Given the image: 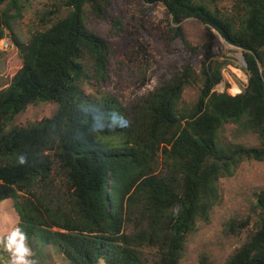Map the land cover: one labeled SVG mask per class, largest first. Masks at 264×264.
<instances>
[{"label": "trees", "instance_id": "trees-1", "mask_svg": "<svg viewBox=\"0 0 264 264\" xmlns=\"http://www.w3.org/2000/svg\"><path fill=\"white\" fill-rule=\"evenodd\" d=\"M21 1L0 0V37ZM143 1L165 7L188 54L195 48L181 24L189 18L240 48L247 84L235 95L216 91L222 64L206 53L199 72L184 59L131 107L105 91L86 92L106 80L110 46L86 27L85 6L110 20L112 0H65L66 15L27 43L13 36L22 64L0 90V202L13 200L28 242L54 246L70 264H151L145 248L156 250L153 264H179L186 236L219 200V179L244 160L264 161V0H234L229 12L216 6L221 0ZM197 81L195 103L181 106L184 88ZM38 102L56 111L11 124ZM228 123L259 144L224 142ZM256 206L257 228L225 264H264V191Z\"/></svg>", "mask_w": 264, "mask_h": 264}, {"label": "rangeland", "instance_id": "rangeland-1", "mask_svg": "<svg viewBox=\"0 0 264 264\" xmlns=\"http://www.w3.org/2000/svg\"><path fill=\"white\" fill-rule=\"evenodd\" d=\"M233 3L234 0H221L216 6L229 12ZM19 6V11H9L12 15L8 18L11 29L4 31L9 45L0 48V90L10 84L22 64L13 36L19 42L27 43L32 33L44 30L68 12L65 0H22ZM109 14L110 20L102 19L93 15L88 5L85 6L86 27L105 38L110 46L106 80L100 85L85 87L86 92L105 91L123 106L131 107L180 69L184 59L199 72L206 53L210 54V61L222 64V80L215 86L216 91L235 95L247 84L248 75L241 49L228 44L215 29L195 18L181 24L185 40L195 48L193 54H188L181 38L174 34V25L161 3L112 0ZM207 43H210L208 51L204 48ZM233 85L238 87V91L232 92ZM199 88L198 81L186 86L180 105H193ZM56 108L57 105L52 102L30 104L16 115L11 124L26 126L52 116ZM220 136L226 143L259 144L256 134L233 123L224 125ZM218 187V202L212 207L208 219L198 220L194 230L186 236L179 264H225L257 228L259 210L256 198L259 192L264 191V161H242L232 176L219 179ZM231 221L235 223L229 227ZM243 223H246L244 227ZM17 224L13 200L1 201L0 264H12V253L6 247V238ZM136 230L132 223L128 226V231ZM36 241L28 242L26 239L32 253L29 259L35 260L36 264H70L54 246H41ZM143 255L151 264L157 261L154 248H145Z\"/></svg>", "mask_w": 264, "mask_h": 264}, {"label": "clouds", "instance_id": "clouds-1", "mask_svg": "<svg viewBox=\"0 0 264 264\" xmlns=\"http://www.w3.org/2000/svg\"><path fill=\"white\" fill-rule=\"evenodd\" d=\"M19 162H25L23 156L19 158ZM6 247L12 253V264H36L35 260L29 259L32 253L26 245V235L20 227L14 228L7 236Z\"/></svg>", "mask_w": 264, "mask_h": 264}, {"label": "built area", "instance_id": "built-area-1", "mask_svg": "<svg viewBox=\"0 0 264 264\" xmlns=\"http://www.w3.org/2000/svg\"><path fill=\"white\" fill-rule=\"evenodd\" d=\"M4 37H5V36L0 37V48H1V49H3V48H7L8 45H9L8 40H6ZM222 92H223V91H222ZM239 93H240V92H239ZM236 94H237V93H236Z\"/></svg>", "mask_w": 264, "mask_h": 264}, {"label": "bare ground", "instance_id": "bare-ground-1", "mask_svg": "<svg viewBox=\"0 0 264 264\" xmlns=\"http://www.w3.org/2000/svg\"><path fill=\"white\" fill-rule=\"evenodd\" d=\"M240 56V55H239ZM238 91V87L236 85H233L232 92Z\"/></svg>", "mask_w": 264, "mask_h": 264}, {"label": "water", "instance_id": "water-1", "mask_svg": "<svg viewBox=\"0 0 264 264\" xmlns=\"http://www.w3.org/2000/svg\"><path fill=\"white\" fill-rule=\"evenodd\" d=\"M242 57H243V55H242ZM243 59H244V57H243ZM245 62V61H244ZM246 65V64H245Z\"/></svg>", "mask_w": 264, "mask_h": 264}]
</instances>
